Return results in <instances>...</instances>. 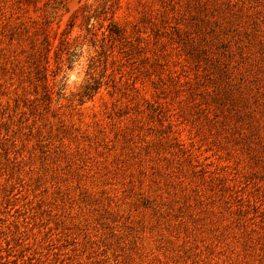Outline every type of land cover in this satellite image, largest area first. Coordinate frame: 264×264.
<instances>
[{
    "label": "rangeland",
    "instance_id": "rangeland-1",
    "mask_svg": "<svg viewBox=\"0 0 264 264\" xmlns=\"http://www.w3.org/2000/svg\"><path fill=\"white\" fill-rule=\"evenodd\" d=\"M0 264H264V0H0Z\"/></svg>",
    "mask_w": 264,
    "mask_h": 264
}]
</instances>
